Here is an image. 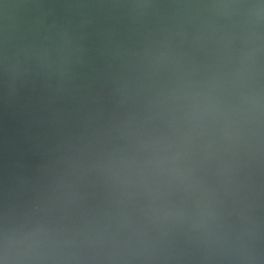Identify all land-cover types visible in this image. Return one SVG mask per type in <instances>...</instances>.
Here are the masks:
<instances>
[{"label":"clouds","instance_id":"1","mask_svg":"<svg viewBox=\"0 0 264 264\" xmlns=\"http://www.w3.org/2000/svg\"><path fill=\"white\" fill-rule=\"evenodd\" d=\"M0 264H264V0H0Z\"/></svg>","mask_w":264,"mask_h":264}]
</instances>
